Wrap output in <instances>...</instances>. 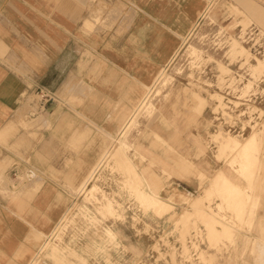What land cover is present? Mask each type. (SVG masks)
Masks as SVG:
<instances>
[{
    "label": "rangeland",
    "instance_id": "rangeland-1",
    "mask_svg": "<svg viewBox=\"0 0 264 264\" xmlns=\"http://www.w3.org/2000/svg\"><path fill=\"white\" fill-rule=\"evenodd\" d=\"M206 2L205 12L181 37L179 47L156 72L147 91L144 87V99L148 93L151 96L140 101L148 106L136 112L128 127L125 124L138 106L115 114L114 132L80 115L82 130L75 128L64 144L74 156L60 158L59 173L52 174L51 167L43 174L34 167L20 172L13 167L9 175L0 173V191H7L11 198L21 196L25 188L36 184V178L44 180L46 176L61 195L62 213L71 206L65 220L58 222L59 217L52 222L50 230L58 222L54 231L39 235L27 264L36 256L35 264H264V0ZM133 5L134 0H92L84 19L91 21L86 30H95L87 36L85 47L80 36L77 48L81 55L86 54L92 68L98 69V56L92 55L97 51L98 36L124 32ZM80 31L85 30L80 27ZM233 46L248 51L232 53L228 48ZM217 68L225 69L224 73ZM69 86L64 91H69ZM192 93L204 99L200 114L193 111ZM32 95L21 102L9 129H4L14 137L12 150L19 147L16 134L21 128L40 141L39 131L51 125L49 104H44L52 96L40 90ZM252 135L256 140L244 179L231 164L234 151L227 148L225 152L217 144L231 138L241 146ZM120 142L125 156L117 160L131 162V173H137L135 184L130 183L134 181L130 172L126 171L125 177L128 165L108 156L86 185L96 183L99 187L92 199L87 190L81 191L85 175ZM219 171L239 188L237 197L236 191L222 196L217 190L206 189ZM138 190L159 196L168 203L166 210L159 213L142 205ZM103 197L114 202L113 215L103 211L99 202ZM236 204L242 207L239 213Z\"/></svg>",
    "mask_w": 264,
    "mask_h": 264
},
{
    "label": "crops",
    "instance_id": "crops-1",
    "mask_svg": "<svg viewBox=\"0 0 264 264\" xmlns=\"http://www.w3.org/2000/svg\"><path fill=\"white\" fill-rule=\"evenodd\" d=\"M91 3L0 0V173L9 175L13 167L18 172L34 167L40 174L51 167L52 174L59 173L60 158L74 156L64 144L75 128L82 130L81 116L114 132L115 114L136 108L141 99L148 101L151 94L144 99L147 85L207 4L206 0H134L132 19L125 31L98 36L97 51L92 53L98 56L96 69L77 49L78 38L83 37L85 47L87 36L95 30L87 31L91 21L84 19ZM68 85L69 91H64ZM39 90L52 96L47 111L51 125L39 131L40 141L21 128L16 134L19 147L12 150L14 137L4 129H9L21 102ZM7 194L0 191V264H27L39 235L59 217L60 222L71 206L62 213L61 195L46 176L44 180L36 178V184L17 198Z\"/></svg>",
    "mask_w": 264,
    "mask_h": 264
},
{
    "label": "bare ground",
    "instance_id": "bare-ground-1",
    "mask_svg": "<svg viewBox=\"0 0 264 264\" xmlns=\"http://www.w3.org/2000/svg\"><path fill=\"white\" fill-rule=\"evenodd\" d=\"M225 2V1H224ZM228 5H229V3H228ZM233 9V8H232ZM235 11L236 12H238V13H243L242 11H241V9L239 10V8L238 7H235ZM206 10V9H205ZM205 10L203 11V12H205ZM235 15V14H234ZM233 17V16H232ZM240 18V17H239ZM238 23V22H237ZM241 29H243V28H241ZM231 38V37H230ZM233 38V37H232ZM235 40V39H234ZM237 41V40H236ZM254 41V40H253ZM230 44H231V42H230ZM192 48V47H191ZM194 50V49H193ZM228 50H230L232 53L234 52V53H243V52H245L246 53V48L245 47H239V48H237L236 46H233L231 49H229L228 48ZM248 51V50H247ZM193 52V51H192ZM193 55V54H192ZM211 58V57H210ZM216 62V61H215ZM223 68H225V67H223ZM217 70L218 71H220V73H224V71H225V69H222V68H220V70H219V68H217ZM226 73V72H225ZM219 75V74H218ZM229 76H231V75H229ZM219 77V76H218ZM166 79V78H165ZM164 79V80H165ZM158 81V80H157ZM251 82V81H250ZM163 84V83H162ZM246 85V84H245ZM158 91V90H157ZM188 93V92H187ZM149 94V93H148ZM190 94V93H189ZM189 96H191V98H192V103H193V111L196 113V114H200V112H201V105H203V109H204V103L202 104V101L204 100L203 99V97H201V96H198V95H196V94H194V93H192V95H189ZM217 97V99H218V101H221V97H220V95H218V96H216ZM220 103V102H219ZM146 106H148V103H146L145 104V102L144 101H141V103L138 105V108L134 111V114H132L131 116H130V118H128V121L126 122V124H125V127L127 126V125H129L130 123H131V121L133 120V119H135L133 116L136 114V112L137 111H139V110H141L142 108H144V107H146ZM144 110V109H143ZM190 110V109H189ZM149 111H150V109H149ZM191 111V110H190ZM188 112V111H187ZM160 120V119H159ZM151 121V120H150ZM225 121V120H224ZM159 122V121H158ZM208 122V121H207ZM243 123V122H242ZM164 125V124H163ZM131 127V126H130ZM171 127V126H170ZM124 130V129H123ZM145 132V131H144ZM127 133V132H126ZM155 133V132H154ZM219 133H221V132H219ZM154 135H156V134H154ZM222 136V135H221ZM143 137H144V135H143ZM152 137H158V136H152ZM223 137V136H222ZM229 137V136H228ZM248 138V137H247ZM256 137H254L253 135L252 136H249V138H248V140L244 143V144H240L241 146H239L238 145V142L237 141H235L234 139H231V138H225V141L223 140L222 142H221V144L220 145H218L220 142L217 140V142H219L218 144H217V146H219L220 147V149H224V151L227 149V150H231L232 152L234 151V153H235V159H232V161H231V164L233 165V169H234V171H236V172H239L242 176H244V179H245V175L247 174L246 172H248L249 171V168H250V165H251V160H250V150H251V148H253V145H254V142H255V139ZM146 139V138H145ZM159 139V138H158ZM223 139V138H222ZM115 140V139H114ZM155 140V139H154ZM160 140H161V138H160ZM145 141V140H144ZM157 140H155V142H156ZM159 142V141H158ZM166 142V141H165ZM164 142V143H165ZM157 143V142H156ZM156 143H155V145H156ZM160 144V143H159ZM162 145H163V142L161 143ZM150 145V144H149ZM165 145V144H164ZM115 147H114V151H112L111 150V148L108 150V151H106L105 153V155L99 160V162L96 164V166H94L93 167V169L91 170V172L86 176V178H85V180L83 181V185L81 186V191L82 190H87V193L90 195V197L92 198V196L97 192V190H98V185L96 184V183H93V184H90L88 187H86V185H87V183L89 182V180H90V178L92 177V175L94 174V172H95V170H96V168L101 164V163H104V161L108 158V156H111V158H113L117 163H118V161L120 160H117V158H119L120 157V155H124V143H122V142H120L119 144H117V145H114ZM158 146V145H157ZM168 146V145H167ZM167 146H165V147H167ZM150 147V146H149ZM153 147V145L151 146V148L150 149H153L152 148ZM159 147V146H158ZM161 147V146H160ZM194 147V146H193ZM255 147V146H254ZM156 148V146H154V149ZM170 148V150L172 151L173 149H171V147H169ZM219 149V148H218ZM220 149H219V152H221L220 151ZM169 150V149H168ZM169 150V151H170ZM160 151V150H159ZM158 151V152H159ZM170 151V152H171ZM174 151V150H173ZM223 151V152H224ZM164 152H165V150H164ZM175 152V151H174ZM226 152V151H225ZM161 153V152H160ZM219 154V153H218ZM164 155V154H163ZM178 155V154H177ZM220 155H222V154H220ZM125 156V155H124ZM123 156V157H124ZM180 157H181V155H179ZM219 156V155H218ZM110 158V159H111ZM128 158V157H127ZM124 159V158H123ZM183 159V158H182ZM185 159V158H184ZM122 160V159H121ZM120 160V161H121ZM125 160V159H124ZM123 160V161H124ZM114 161V162H115ZM119 161V162H120ZM123 161H121V162H123ZM127 161V160H126ZM184 161H186V160H184ZM113 162V163H114ZM128 162H129V160H128ZM131 163V162H130ZM129 163V164H130ZM183 163V162H182ZM193 163V162H192ZM108 164V163H107ZM121 164V163H120ZM125 164H127V162H123V166H127V168H126V170H125V172H124V174H125V177H126V171L127 172H130V175L132 174V177H134L133 179H134V181H130V183L132 184V185H134L135 184V179H136V177H137V173L136 172H134V174L133 173H131V171L134 169V168H132V166L130 165V167H129V164H127V165H125ZM174 164H175V162H174ZM173 164V165H174ZM188 164V163H187ZM191 164V163H190ZM116 165V164H115ZM122 165V164H121ZM177 163H176V168H177ZM119 165H117V167H118ZM181 166V165H180ZM180 166L178 167L179 169H181L180 168ZM182 167V166H181ZM110 168V167H109ZM124 168V167H123ZM184 168V167H183ZM118 169H119V167H118ZM178 169V170H179ZM123 170V169H122ZM184 171H182L181 173L182 174H184V173H186L185 172V169H183ZM186 170H188L187 168H186ZM111 171V170H110ZM189 171V170H188ZM112 172V171H111ZM121 172V171H120ZM218 172V171H217ZM117 173H118V171H117ZM199 173V172H198ZM121 174V173H120ZM162 174H164V173H162ZM236 174V173H235ZM239 174V175H240ZM245 174V175H244ZM237 175H238V173H237ZM124 176V175H123ZM241 176V177H242ZM138 177H140V176H138ZM166 177H167V175H166ZM188 177V176H187ZM202 177V176H201ZM213 177V176H212ZM122 178V177H121ZM131 178V177H130ZM169 177H167V179H168ZM129 179V178H128ZM242 179H243V177H242ZM132 180V179H131ZM137 180H139V178L137 179ZM141 180V179H140ZM139 180V181H140ZM231 179H229L228 178V176L226 175V173L224 172V171H219V173L217 174V176H216V178L213 180V181H211V183H209L210 185H209V187H207L206 189L207 190H210V191H215L216 192V190L218 191V194H222V196H223V194H227V195H232L234 192L233 191H236V196H234V197H237V195L239 194L238 192H239V188L238 187H236L235 185H233L232 184V180L230 181ZM143 181V180H142ZM166 181V180H165ZM121 183V182H120ZM141 183V182H140ZM166 183V182H165ZM124 184V183H123ZM122 184V185H123ZM142 185H143V183H142ZM141 185V186H142ZM170 185V184H169ZM124 186V185H123ZM122 186V187H123ZM126 186V185H125ZM146 186V185H145ZM164 187V186H163ZM236 188H237V190H236ZM130 189V188H129ZM99 191V190H98ZM124 191V190H123ZM171 191V190H170ZM189 191V190H188ZM230 191H232L231 193H229L228 194V192H230ZM100 192V191H99ZM172 193V192H171ZM170 193V194H171ZM174 193H176V192H173V194ZM190 193V192H189ZM179 194H181V193H179ZM225 194V195H226ZM235 194V193H234ZM92 195V196H91ZM137 195H138V199H139V201L141 202V204L142 205H144V206H146V207H150V208H153L155 211H158L159 213H162L163 211H165L166 209H164V207L166 206V205H168V203L167 202H165L164 200H162L159 196H157V195H155V194H153V193H147V192H144V191H141V190H138L137 191ZM182 195H183V193H182ZM182 195H180L181 197H183ZM204 195V194H203ZM206 195V194H205ZM224 195V196H225ZM86 196V195H85ZM102 196H103V194H102ZM221 196V195H220ZM89 197V198H90ZM185 198H186V196H184ZM199 197V196H198ZM206 197V196H205ZM228 197H230V196H228ZM94 198V197H93ZM92 198V199H93ZM188 198V197H187ZM186 198V199H187ZM224 198V197H223ZM96 199V198H95ZM184 199V198H183ZM226 199H227V197H226ZM99 199H97V201H98ZM101 200V199H100ZM99 200V202H101L100 203V205H101V207H102V209H103V211L105 212V213H112L113 211H115V204H114V202L111 200V198L109 199V198H107V197H103V201H100ZM94 201V200H93ZM167 201V200H166ZM171 201V200H170ZM230 201V200H229ZM232 201L233 200H231V202L230 203H232ZM95 202V201H94ZM189 202H191V201H189ZM186 203V202H185ZM229 203V202H228ZM233 204V203H232ZM232 204H231V206H232ZM233 207V206H232ZM232 207H231V209H232ZM234 209L239 213L241 210H242V207L241 206H238L237 204L234 206ZM157 212V213H158ZM111 215H113V214H111ZM118 215V214H117ZM66 214H64L63 215V217H62V219H61V221L62 220H65L66 219ZM113 217V216H112ZM206 223H208V225L210 224H212V222H206ZM208 227H210V226H208ZM44 246H45V244L43 245V247L42 248H44ZM37 257V256H36ZM36 257H34L33 259H32V261H31V263H29V264H35V260L37 259ZM39 259V258H38ZM37 261V260H36ZM38 263V262H37Z\"/></svg>",
    "mask_w": 264,
    "mask_h": 264
},
{
    "label": "built area",
    "instance_id": "built-area-1",
    "mask_svg": "<svg viewBox=\"0 0 264 264\" xmlns=\"http://www.w3.org/2000/svg\"><path fill=\"white\" fill-rule=\"evenodd\" d=\"M49 102H50V100H46V102H45V104H44V105L46 106V105H47V103L49 104ZM13 174H14V177H16V176H17V175H16V171H14V173H13Z\"/></svg>",
    "mask_w": 264,
    "mask_h": 264
}]
</instances>
